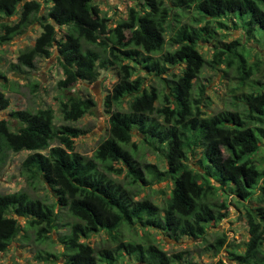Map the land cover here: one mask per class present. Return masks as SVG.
Masks as SVG:
<instances>
[{
    "label": "trees",
    "instance_id": "1",
    "mask_svg": "<svg viewBox=\"0 0 264 264\" xmlns=\"http://www.w3.org/2000/svg\"><path fill=\"white\" fill-rule=\"evenodd\" d=\"M42 2L46 6L39 14L37 0H0V44L35 20L41 25L33 43L17 53L13 66L32 68L34 59L48 57L55 45L63 74L58 80L60 87L77 80L93 81L97 68L105 63L116 66L117 79L102 102L109 113L107 136L89 157L73 150L79 129L54 124L49 106L11 110L14 129L0 118V166L9 152L29 151L20 161V175L28 184L48 185L54 198L50 202L32 198L23 189L0 193V251L22 231V238L31 234L39 246L37 259L62 256V264H112L126 253L144 264H172L181 253L168 254L146 231L128 239L121 233L136 225L143 230L162 229L174 239L203 238L205 224L218 222L225 215L226 204L217 197L220 189L228 187L240 199L251 195L264 170L251 158L260 136L264 137V81L253 77L259 63L246 58L237 39L216 41L210 59L198 51L197 42L211 39L215 29L225 26L220 19L228 15L233 27L237 23L245 34L264 30V0H138L111 28L92 0ZM15 13L14 21L5 20ZM54 25L66 27L58 39ZM123 60L139 63L165 83L160 74L169 66H182L179 74L171 73L169 91L159 94L154 86L141 87V77H132L134 67ZM205 65H222L224 73L233 72L237 88L246 89L240 91V109L204 116L193 107L192 86ZM125 96L129 100L122 110ZM7 104L0 93V108ZM93 105L89 96L65 95L59 102L61 119L75 121ZM132 129L142 134L141 141L147 146L162 152V170L135 159L138 146L131 141ZM53 141L57 145H51ZM192 146L200 148L198 170L186 163ZM118 162L126 167L127 186L106 176L122 172V167L114 166ZM167 179L171 188L162 205L146 197L135 198L138 184L147 186ZM256 201L255 211L245 213L248 239L243 251H228L235 264H264V186ZM62 209L74 220L60 224L57 216ZM17 217L23 219L22 225ZM100 230L107 234V247L94 248L79 240ZM53 231L62 251L52 250ZM224 241L225 235L215 238L214 250Z\"/></svg>",
    "mask_w": 264,
    "mask_h": 264
},
{
    "label": "rangeland",
    "instance_id": "2",
    "mask_svg": "<svg viewBox=\"0 0 264 264\" xmlns=\"http://www.w3.org/2000/svg\"><path fill=\"white\" fill-rule=\"evenodd\" d=\"M39 14H41L45 6L42 0ZM138 0H92L99 10L100 15L106 18L108 28L115 26V23L126 17L127 9L130 6L136 5ZM16 13L13 16L5 18L8 21L16 19ZM186 18H184L185 20ZM225 26L217 28L214 31L213 37L199 40L197 49L204 58L210 59L214 51V44L220 40L228 42L237 39L240 42V48L244 52L249 61H258L259 70L253 76L254 78L264 81V30L255 31L254 34H245V29H242L237 23L233 27L232 16L228 15L220 19ZM203 22H200L201 25ZM215 24V23H213ZM56 30V39L61 37L65 31V26L54 25ZM41 31V25L37 20L29 24L21 33L13 36L10 40L0 44V93L7 98L8 104L4 108H0V118L8 121L11 129H14L16 122L10 118L9 112L15 109L35 110L49 106L53 110L54 124H70L79 129L78 135L73 138V150L84 156H91L97 143L107 136L109 113L106 112L103 106V98L109 91L111 84L117 79L116 66L105 63L104 66L97 68V76L91 82L77 80L74 83L60 87L58 80L63 77L55 50V45L51 48L48 57H36L32 68L14 67L16 63L17 53L31 45L34 38ZM128 36V32H124ZM108 37V36H107ZM106 37V38H107ZM108 44L109 41L107 40ZM84 46H86L84 44ZM92 47L91 45H87ZM246 52V53H245ZM122 62L130 63L133 68L132 77L138 75L142 79L141 87L148 88L154 86L159 94L168 92L167 82L172 79L171 73L179 74L182 65L169 66L166 73L160 74L159 77H164L166 83L154 75L153 72H147L139 63L123 60ZM245 88H237L236 78L231 70L222 71V65H214L210 67L205 65L200 71L198 77L194 80L192 86V97L198 98L194 102L193 107L202 115L207 116L221 110L240 109L241 96L240 91ZM65 95H76L78 97L89 96L94 101V105L77 120L64 122L61 119L59 112V102L63 100ZM129 98H123L120 108L125 110ZM159 101L155 104L159 105ZM111 109H115L112 107ZM161 121L160 117H157ZM142 134L135 129H132L131 141L138 146L135 159L138 162L153 163L158 169L162 170L165 166L162 152L159 149L150 148L146 143L141 141ZM259 146L251 155L260 169H264V137L260 136ZM51 145H57L53 141ZM164 147V144L160 145ZM157 147V146H156ZM155 147V148H156ZM186 153L187 165L193 166L197 170V161L200 156V148L192 146ZM45 151V150H44ZM29 151L21 150L18 152H9L6 160L0 166V193L13 192L23 189L32 198H39L45 201H53V193L49 186L45 183L28 184L19 173L20 161ZM114 166L123 168L120 174L107 173L106 176L115 183H121L127 186L128 179L124 176L126 167L122 162L114 163ZM200 171V170H199ZM214 186H218V182L212 177H209ZM229 186H231L229 184ZM261 186H264V170L258 183L251 188V195L248 198L240 199L236 194L223 187L218 191L217 197L223 200L226 204L225 215L218 222H210L205 224V233L203 238L181 237L174 239L169 236L166 231L156 228H141L133 225L122 231L121 237L128 239L131 236L143 234L146 231L152 240L168 254L180 252L181 257L175 260L172 264H217L221 261L222 264H235L229 259L228 251L242 252L244 242L248 239V225L245 218L246 211L254 212L257 205L256 196L260 192ZM171 188L170 180L150 182L145 186L138 184V194L135 198L139 199L146 197L158 206L162 205L165 197L169 195ZM58 222L62 225L74 220L65 210H61L57 216ZM20 225L23 224V219L17 217ZM59 230L63 231V228ZM20 233L9 243L5 250L0 251V264H62L63 257H42L36 258V250L39 246L35 244L31 234L28 238H22ZM225 235V241L220 248L215 251L212 243L215 238L220 235ZM51 238L54 240L53 249L62 251V245L56 241L57 233L52 232ZM80 241L88 243L94 248L109 246V239L104 230L90 234L87 238H80ZM264 254V241L262 243ZM112 264H144L134 260L133 257L122 253L121 256Z\"/></svg>",
    "mask_w": 264,
    "mask_h": 264
}]
</instances>
